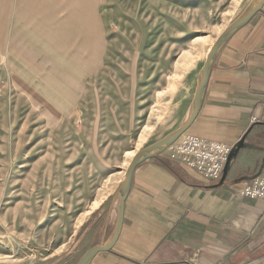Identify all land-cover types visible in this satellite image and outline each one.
Here are the masks:
<instances>
[{
    "label": "rangeland",
    "instance_id": "rangeland-1",
    "mask_svg": "<svg viewBox=\"0 0 264 264\" xmlns=\"http://www.w3.org/2000/svg\"><path fill=\"white\" fill-rule=\"evenodd\" d=\"M65 1L93 71L59 64L11 80L0 51V264L77 263L118 194L126 151L149 125L141 148L187 120L211 38L254 0Z\"/></svg>",
    "mask_w": 264,
    "mask_h": 264
},
{
    "label": "crops",
    "instance_id": "crops-1",
    "mask_svg": "<svg viewBox=\"0 0 264 264\" xmlns=\"http://www.w3.org/2000/svg\"><path fill=\"white\" fill-rule=\"evenodd\" d=\"M65 6V0H0L1 66L11 80L15 71L47 72L59 64L93 71L95 53L69 25ZM254 115H264V4L217 50L192 124L136 166L120 233L89 264H264V198L242 194L264 174V121L253 122ZM187 133L232 145L247 133L250 145L220 178L208 179L173 155ZM112 193L103 228L88 248L113 235L121 183L119 195Z\"/></svg>",
    "mask_w": 264,
    "mask_h": 264
},
{
    "label": "water",
    "instance_id": "water-1",
    "mask_svg": "<svg viewBox=\"0 0 264 264\" xmlns=\"http://www.w3.org/2000/svg\"><path fill=\"white\" fill-rule=\"evenodd\" d=\"M263 4H264V0H254L247 7L244 13L237 20H235L234 22L226 26L224 30L216 38L200 70L199 79H198L195 95L193 98L191 112L187 120L182 125L177 127L176 129L167 133L165 136L157 139L156 141L148 144L147 146H144L143 148H141L135 153V155L132 157L126 169L125 176L121 183V193H120L119 203L117 206L116 222H115V228H114L112 237L105 243L95 244L91 246L90 248H88L83 253V255L80 257V259L77 261L76 264H89L93 256L99 250H107L111 248V246L117 239L120 233V230H121V226L123 222V215H124L125 198L129 192L133 173H134L136 166L148 158L158 156L159 153H161L164 149H166L174 141H176V139L192 124V122L194 121V119L196 118L200 110L205 87L207 85V81L209 78L212 62L214 60L217 50L227 40V38H229L238 28L243 26L256 12L261 10L263 7ZM246 136H247V133L244 134L240 138V140H238L235 144H233L230 157H229L226 167L229 165L231 159L237 155L241 147H246L250 145L248 142H246ZM261 172L262 171H260L259 173Z\"/></svg>",
    "mask_w": 264,
    "mask_h": 264
},
{
    "label": "built area",
    "instance_id": "built-area-1",
    "mask_svg": "<svg viewBox=\"0 0 264 264\" xmlns=\"http://www.w3.org/2000/svg\"><path fill=\"white\" fill-rule=\"evenodd\" d=\"M5 87V81L0 74V94ZM252 121H264V115L252 116ZM232 150V144L221 140L187 133L177 142L173 155L178 156L189 167L196 169L208 179L221 176ZM242 193L248 196L264 198V175H258L246 184Z\"/></svg>",
    "mask_w": 264,
    "mask_h": 264
},
{
    "label": "bare ground",
    "instance_id": "bare-ground-1",
    "mask_svg": "<svg viewBox=\"0 0 264 264\" xmlns=\"http://www.w3.org/2000/svg\"><path fill=\"white\" fill-rule=\"evenodd\" d=\"M228 26V25H227ZM224 30V29H223ZM222 29L214 36V37H212L211 38V43L209 44V47L206 49V52H205V57H207V54H208V52H209V50H210V48H211V46H212V44L214 43V41L216 40V38L219 36L218 34L220 33V32H222L223 31ZM203 38V36H199V37H196V40L197 41H199V40H201ZM207 38V37H206ZM208 39H210V37H208ZM206 60V59H205ZM205 62V61H204ZM204 64V63H203ZM203 66V65H202ZM202 68V67H201ZM200 72V71H199ZM191 108H192V106H191ZM190 112H191V109H190ZM190 112H189V114H190ZM189 114H188V116H189ZM153 129V126H150L149 125V127H147V128H145L144 130H142V132H140L139 133V136H138V140H137V145L133 148V149H131V150H129L128 152L126 151V153H127V157H126V159H125V161H124V165H123V167H122V169L119 171V173H120V179L121 178H124V176H125V172H126V169H127V167H128V165H129V163H130V161H131V159H132V157L135 155V153L138 151V150H140L141 149V147H140V144H142V142L148 137V135H149V133H150V131ZM144 147V146H143ZM142 147V148H143ZM103 198H104V195H102L98 200H96V202H94V207L93 208H95L96 206H98L99 204H100V202L101 201H103ZM91 210L92 209H89V210H87L88 211V213H90L91 212Z\"/></svg>",
    "mask_w": 264,
    "mask_h": 264
}]
</instances>
